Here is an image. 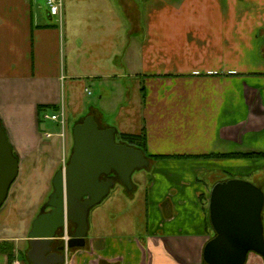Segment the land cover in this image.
I'll return each instance as SVG.
<instances>
[{
    "label": "crops",
    "instance_id": "obj_1",
    "mask_svg": "<svg viewBox=\"0 0 264 264\" xmlns=\"http://www.w3.org/2000/svg\"><path fill=\"white\" fill-rule=\"evenodd\" d=\"M63 2L58 26L46 0H0V120L20 161L0 208V242L15 245V260L29 244L8 220L11 206L36 204L20 179L29 159H42L38 107L59 104L67 80L133 79L118 125L99 109L89 115L119 133L145 131L146 154L166 157L144 171L145 233L90 237L89 226L68 264H205L213 186L248 176L264 190V158L243 156L264 154V0ZM86 60L98 71L75 67ZM141 188L125 195L136 203ZM247 264L264 258L251 253Z\"/></svg>",
    "mask_w": 264,
    "mask_h": 264
},
{
    "label": "water",
    "instance_id": "obj_2",
    "mask_svg": "<svg viewBox=\"0 0 264 264\" xmlns=\"http://www.w3.org/2000/svg\"><path fill=\"white\" fill-rule=\"evenodd\" d=\"M116 128L101 129L94 114L73 130L74 147L69 164L53 179V193L46 208L50 212L34 220L29 233L31 264H66L68 250L84 249L89 230L90 211L115 187L116 174L121 184L133 192L132 176L150 167L143 151L117 143ZM20 174L8 133L0 122V208L7 201ZM264 190L243 179H228L215 184L209 200V217L214 236L204 248L206 264H247L255 253L264 258ZM69 224L76 229L71 238L54 252L58 234Z\"/></svg>",
    "mask_w": 264,
    "mask_h": 264
},
{
    "label": "rangeland",
    "instance_id": "obj_3",
    "mask_svg": "<svg viewBox=\"0 0 264 264\" xmlns=\"http://www.w3.org/2000/svg\"><path fill=\"white\" fill-rule=\"evenodd\" d=\"M55 19L57 21V25L61 26L60 16H56L53 19V24ZM64 21H67V16L64 18ZM68 59L70 60L69 55ZM79 63L75 67H77L80 72H83L84 69L93 72L98 71L95 70L97 68L95 64L90 66L89 63H87V60L83 66L85 68H82ZM118 84L119 83H117L113 78H105L103 80H67L64 83V86L61 87V100L59 104L41 105V107H43L42 111H39L40 106L38 107L40 120L38 134L40 139L43 140L44 145L41 152L39 151V154H37L39 157L41 156L42 159L38 162V160H36L38 156L36 157V155L35 157L29 159L25 164L23 177L20 179L21 188H25V190L29 189L30 197L32 196V198H34L33 203L36 204H34V206H11V212L13 213L9 217L8 223L13 229L17 230L16 235L18 237L25 235V231H27L26 235H29L30 228L32 229L34 220L41 214L40 209L43 206L46 208L49 197L53 193L54 175L69 164L74 147L73 130L77 125V122H80L82 119L88 117L90 111L95 108L101 110L102 112L104 111V118L108 124L118 125V113L120 112V107L127 105L129 101L126 98L125 93L131 92L132 94H135L137 87L136 82L133 79H125L122 80L119 85ZM120 87H122V89H120ZM122 93H124V95ZM62 108L65 109L66 114V125L64 129L62 124L45 118L46 115L52 116L60 113ZM63 132L65 134L64 137L61 136ZM47 133H50L53 136L48 138L46 136ZM65 163L66 166H64ZM61 166H63V168H61ZM147 169L148 168L137 170L132 176L134 188L138 185L143 187L138 194L136 203L131 202V199L125 195V191L127 189L121 184V182L118 179L115 180V187L111 189L109 195L103 200V202L90 211V237L95 235V233L103 235L111 233L116 236L145 233V191L147 185L149 184V177L146 176L147 174L144 171ZM140 172H144L143 176H146L141 184L137 177ZM245 180L252 181V178L247 176L245 177ZM44 189H46L45 194L43 193ZM39 193L42 196H39ZM49 193L51 194L49 195ZM40 202L43 203L41 206H38V203ZM43 210L44 208L41 212ZM137 215L140 217L138 225L136 220ZM24 219L27 221L26 227H23L21 224ZM74 232L75 230H73L71 224H69L64 234L59 232L57 242L64 245L67 242V239L71 238ZM29 249L30 245L27 244L22 255L23 260L19 259L24 264H28L26 260V253ZM76 250L78 249L68 250L66 252V264H68V261H70V258Z\"/></svg>",
    "mask_w": 264,
    "mask_h": 264
},
{
    "label": "trees",
    "instance_id": "obj_4",
    "mask_svg": "<svg viewBox=\"0 0 264 264\" xmlns=\"http://www.w3.org/2000/svg\"><path fill=\"white\" fill-rule=\"evenodd\" d=\"M42 110H43V107L40 106L39 107V111H42ZM0 122H1V120H0ZM81 122H83V120ZM81 122H79V123H81ZM2 125H3V123H2ZM100 128L101 129H105V128H102L101 126H100ZM117 143L126 144V145H128L130 147H135V148L143 151L145 156L151 162L152 161H158L160 159L166 158L165 156H148L146 154L147 136H146V132L145 131H143L142 133H139V134L119 133L118 132ZM14 153L18 157V155L16 154L15 150H14ZM243 156L244 157H249V158H255V159L256 158H264V154H243ZM126 192L130 193V192H128V190H126ZM207 220H208L209 225L211 226L210 217H209V208L208 207H207ZM27 253H26V260H27L28 264H31L29 262V260L27 259ZM0 254L7 255L9 260H10V262H13L15 260V257H16L15 245L13 243H11V242H8V241L0 242Z\"/></svg>",
    "mask_w": 264,
    "mask_h": 264
},
{
    "label": "built area",
    "instance_id": "obj_5",
    "mask_svg": "<svg viewBox=\"0 0 264 264\" xmlns=\"http://www.w3.org/2000/svg\"><path fill=\"white\" fill-rule=\"evenodd\" d=\"M46 2H47V6H48V9H49L51 16H54V17L62 16L63 9H64L63 0H46ZM45 118L50 119L53 122H57V123L62 124L63 129L66 125V114H65L64 108L61 109L60 113L54 114L52 116L46 115ZM46 136L48 138H50L53 135L50 133H47ZM61 136H63V137L65 136L64 132L61 134ZM8 264H24V263L21 260H15V261L8 263Z\"/></svg>",
    "mask_w": 264,
    "mask_h": 264
},
{
    "label": "flooded vegetation",
    "instance_id": "obj_6",
    "mask_svg": "<svg viewBox=\"0 0 264 264\" xmlns=\"http://www.w3.org/2000/svg\"><path fill=\"white\" fill-rule=\"evenodd\" d=\"M109 178L114 179V180L117 179L115 173H112L111 175L106 176V177H104L103 179H109ZM43 208H44V210H43L42 212H44V213L50 212V211L52 210L50 207L45 208V207L43 206V207L40 209V213H41V210H42ZM71 227H72L73 230L76 229V225H75V224H71ZM61 246H62V244H61L60 242H57V241H56V242L53 244L54 252H57V253H59V254H64V252L59 251V248H60ZM86 246H87V244H86Z\"/></svg>",
    "mask_w": 264,
    "mask_h": 264
}]
</instances>
